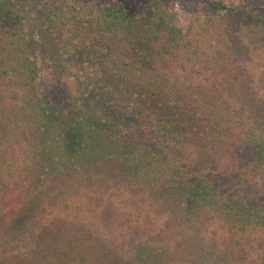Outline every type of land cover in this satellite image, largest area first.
Returning a JSON list of instances; mask_svg holds the SVG:
<instances>
[{
	"label": "trees",
	"instance_id": "trees-1",
	"mask_svg": "<svg viewBox=\"0 0 264 264\" xmlns=\"http://www.w3.org/2000/svg\"><path fill=\"white\" fill-rule=\"evenodd\" d=\"M244 2L0 0V264H264Z\"/></svg>",
	"mask_w": 264,
	"mask_h": 264
},
{
	"label": "rangeland",
	"instance_id": "rangeland-1",
	"mask_svg": "<svg viewBox=\"0 0 264 264\" xmlns=\"http://www.w3.org/2000/svg\"><path fill=\"white\" fill-rule=\"evenodd\" d=\"M229 1H233L235 3L239 2L240 0H229ZM245 1V2H244ZM243 2L246 4V0H243ZM253 2V0H250V3ZM264 2V0H263ZM261 5V3H260ZM202 17L204 18L205 16L202 15ZM189 21H192V18L189 17L187 14L179 11L176 8V25L179 26L180 28H182L183 30H185L186 26H188ZM215 29L218 30V28H214L212 29L213 32L211 33V36H214L216 39V43L215 46L217 47H222V44H218L217 41V37H218V31L215 32ZM243 55V60L242 65L240 64L239 67L242 69H245L246 72V77H250V80L252 82V85L254 86L253 90H250V93H252L254 96H256V98L258 100L264 101V93H263V88H262V83H261V79L264 78V51L262 49H260L258 47V45L253 44L252 46H249L248 48H244V51L242 52ZM244 59H246L244 61ZM249 60V61H247ZM263 76V77H262ZM10 145L4 146L3 148L1 147L0 150H3V152H10L11 149L8 148ZM16 149V147L14 146V150ZM249 158H250V154L246 151L242 152V156L240 158V162L242 165H246L248 164L247 162H249ZM231 186L232 187H237L240 185L245 186V189L248 192H251L252 190H250V188L247 185H243L240 183L239 179H233L231 181ZM262 198H264V195L262 196ZM61 219H63V217H61ZM255 248L257 251H255ZM259 242H258V238L255 237V242L253 244V247L246 245L245 246V252H244V259H240L239 263L240 264H253V263H257V259L259 256ZM238 258V257H237ZM239 259V258H238ZM258 264V263H257Z\"/></svg>",
	"mask_w": 264,
	"mask_h": 264
}]
</instances>
